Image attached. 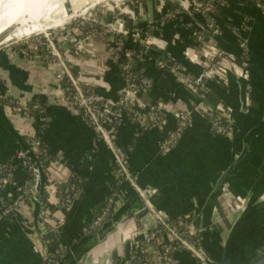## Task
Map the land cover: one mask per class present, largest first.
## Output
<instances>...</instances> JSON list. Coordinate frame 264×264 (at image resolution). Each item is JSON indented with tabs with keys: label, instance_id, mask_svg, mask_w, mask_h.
<instances>
[{
	"label": "crops",
	"instance_id": "crops-1",
	"mask_svg": "<svg viewBox=\"0 0 264 264\" xmlns=\"http://www.w3.org/2000/svg\"><path fill=\"white\" fill-rule=\"evenodd\" d=\"M132 2V6L128 4L135 11L137 24L142 27L153 23L152 35L164 53L184 64L191 75L201 74L219 49L235 55L233 61L219 60L214 77L203 82L212 108L222 104L226 109L231 132L223 135L213 131L207 117L193 112L176 143L167 153H161L162 135L173 127L178 111L194 106L197 92L179 75L158 69L152 59L146 58L140 65L150 83L145 99L161 102L162 122L147 128L123 116L114 147L125 157L127 169L138 183L150 190L158 209L170 217L191 210L196 216V227L204 211V243L213 253H219L242 208L251 206L238 227L235 243L243 241L255 253L264 248V0H220L212 14L207 13L208 19L203 14L186 12L166 21L161 17L167 10L178 4L191 7L192 0ZM209 18L213 19V27L201 31L200 26H206ZM195 30L201 32L199 45L190 35ZM31 37L23 42L30 56L21 53L15 44L0 46V97L15 99L21 105L37 100L41 106L23 116L1 98L0 104L14 130L25 138L38 132L47 146L51 157L44 186L48 195L45 209L50 215L48 227L60 229L67 216V211L57 206L58 186L70 177L83 179V195L66 222L71 235L76 236L83 232V223L91 219L92 204L110 188L114 187V195L117 189L121 191L116 204L129 193L127 185L121 183L123 178L116 181L112 150L94 133L81 111L64 102L60 89L64 65L56 57L44 59L42 49ZM84 50L80 55L65 54L73 72L82 84L91 85L102 96L115 97L123 87L117 58L111 56L104 42L95 39L87 40ZM242 101L247 105L245 110ZM244 143L247 148L243 158L212 193L218 177L238 157ZM21 149L22 142L0 116V161H11ZM25 170L15 166L3 195L12 198L16 186L24 183L26 187ZM31 206L26 195L15 210L0 217V264H37L39 240H55L60 246L58 240L44 239L36 232ZM59 218L63 219L61 224L57 222ZM42 220L46 226L43 217ZM142 226L133 218L126 219L115 235L92 250L81 264H114L135 238V228ZM175 255L178 264H199L187 251ZM126 264L132 263L128 260Z\"/></svg>",
	"mask_w": 264,
	"mask_h": 264
},
{
	"label": "built area",
	"instance_id": "built-area-1",
	"mask_svg": "<svg viewBox=\"0 0 264 264\" xmlns=\"http://www.w3.org/2000/svg\"><path fill=\"white\" fill-rule=\"evenodd\" d=\"M132 1L133 0H108L102 4L101 15H96V10L98 9H94V14H89L85 17L83 15L84 11L80 13L78 10L76 15H82L72 21L74 22L72 26L70 23L67 24L70 30L62 39L59 38L57 29H50L44 32L42 36H35V42L42 49L44 59L49 60L52 57H56L64 65L65 70L62 77H64L65 80L63 84L60 85L64 102L69 106L77 107L94 133L112 150L114 163L117 166L116 175L118 173H123L124 178L141 198L144 208L146 209V215H148L154 223H157L150 232H143V238L139 241L136 249L130 255L129 261L132 264H178V259L175 255L176 252L187 251L197 259L199 264H211L207 259L202 257L201 252L198 250L197 239L193 241L190 238L198 231L194 222L188 219L187 215H183L181 218L174 221L170 219L165 212L158 209L151 200L150 190L141 186L136 178L129 172L125 163V157L116 151L113 144L120 119L123 116L126 117L128 113L132 116V118H130V120L132 119L131 121L140 125L143 124L147 128L159 126L163 119V106L161 102L150 103L145 99L146 89L150 87L148 78L145 75L139 77L130 72L131 66L135 63L136 58L143 62L146 58L152 59L148 54L153 51L154 47L163 49L160 47L159 42L155 40L152 33H148L149 30L143 29L137 24L135 11L128 4L131 3L132 6ZM212 1L214 0H192L190 11L203 15L207 13L212 14L211 11L213 10L208 5L209 2ZM178 5L180 6L179 8L167 10L161 17V20H164V18L173 19L186 12L191 13L188 10L190 7H184L181 4ZM152 24L153 23H148L147 25L153 28ZM213 25V19L209 18L206 26L202 25L200 29L201 31H208ZM67 35L70 36L66 37ZM90 39L104 42L111 56L121 60L120 68L122 71L121 77L123 79V87L113 98H106L95 91L91 85L82 84V81L73 73L72 64L66 59L65 54L67 53L73 55L83 54L85 52L84 44ZM15 45L20 47L21 53L30 56L28 49L23 43H17ZM136 45H141V49L135 50ZM214 56H216V60L209 62L204 71L199 75H191L184 64L175 60L170 61L165 55H160L156 60L152 59L153 64L158 69L179 75L182 80L189 82L190 85L196 89L198 99L191 109L178 111L175 124L162 135L159 143V151L161 153H167L174 143H176L179 135L189 125L193 112L207 117L213 131L223 135L230 134L231 130L229 126L224 128L219 124L220 117L227 118L226 109L222 104H218V106L212 108L208 103L207 88L201 83V77L204 76L206 79H212L214 77L213 74L216 72L215 66L218 61L230 59L234 57V55L227 50L219 49ZM9 100L10 103L13 104V109L21 115L25 116L29 114V108L27 106L21 105L15 99ZM218 107L222 108L220 111L222 115L214 112V108ZM135 135H138L137 131ZM26 139L36 157L38 154L47 152L42 146L39 138L30 135V137H26ZM39 163L41 164L40 161ZM16 164L22 165L27 169L31 168L30 162L25 156L24 151L15 153L14 158L10 162L0 161V205L3 206L0 217L15 210L25 199L28 192L33 193L32 187L27 190L22 186H16V194L11 203L6 204L4 202L3 191L11 182ZM32 185L33 182L31 183V186ZM65 191H67L68 194L63 199L62 207L65 211H68L77 192L73 186L66 188ZM113 195L109 197L101 214L91 221L88 227H85L83 231L88 230L93 223L101 217L111 202ZM42 205L41 203V207ZM57 222L61 224L63 219L59 218ZM38 248H40L41 253L37 264H55L60 252L63 250L59 246L52 247L48 241L42 242L40 240Z\"/></svg>",
	"mask_w": 264,
	"mask_h": 264
},
{
	"label": "water",
	"instance_id": "water-1",
	"mask_svg": "<svg viewBox=\"0 0 264 264\" xmlns=\"http://www.w3.org/2000/svg\"><path fill=\"white\" fill-rule=\"evenodd\" d=\"M94 0L92 4L98 2ZM26 17V16H25ZM22 18L19 17L14 23H12L5 30L0 32V46L3 45L7 40V37L15 30L16 26L20 24ZM28 40V38H26ZM230 60H236V57L230 58ZM206 80L204 76L201 77V83ZM242 110L247 108L245 101H242ZM0 116L6 123V125L12 130L17 138L22 142V151L25 152V156L30 162V166L33 172V185L31 183L26 184V189L32 187L33 193L28 192L32 206L33 214V225L35 230L44 239H56L60 242V246L63 249L60 252L59 257L55 264H78L94 249L100 247L109 237L115 235L119 226L124 223L128 218H133L135 221L140 222L143 227L138 229L135 228L134 239L127 241V250L123 255H119L115 259L114 264H126L129 260L130 255L136 249L138 243L143 238V232H150L153 230L157 223H154L152 219L146 215V209L139 195L134 191L129 182L124 178L123 173L120 174L121 183L127 185L126 190L128 191V197L116 204L117 199L121 191L117 189V193L113 195L111 202L109 203L106 211L101 217L93 223V225L86 231L81 232L78 235H71L70 228L67 221L73 216L74 211L83 195V191H79L72 200L71 206L67 211V216L60 229H53L51 227L44 226L41 216V203L44 193V186L46 175L43 167L39 163L34 151L31 149L27 139L20 133L13 129V123L9 116L0 104ZM247 144L244 143L238 157L227 167L223 173L218 177L217 182L214 186L213 192L215 193L222 183L226 175L231 171L232 166L240 161L246 151ZM251 206L247 205L242 208L238 217L234 220L228 232L226 233L222 246L219 253H213L210 251L204 243V232L205 227V213L202 211L201 217L197 226V247L201 252L202 257L207 259L213 264H264V248L251 253L250 246L246 245L245 242L240 241L235 243L237 240L238 227L241 222L249 215ZM138 229V230H137Z\"/></svg>",
	"mask_w": 264,
	"mask_h": 264
},
{
	"label": "trees",
	"instance_id": "trees-1",
	"mask_svg": "<svg viewBox=\"0 0 264 264\" xmlns=\"http://www.w3.org/2000/svg\"><path fill=\"white\" fill-rule=\"evenodd\" d=\"M198 1V0H197ZM200 1V0H199ZM219 1L220 0H214V1H212V2H209V6L211 7V9L212 10H214L215 8H217V3H219ZM180 6L179 5H175L174 7H172L171 9H169V10H172V9H175V8H179ZM189 10V12H191L190 10H191V7L188 9ZM205 15V17H207V19H208V15L207 14H204ZM163 19V18H162ZM167 19H171V18H164V20L166 21ZM74 22H72L71 24H73ZM142 28L143 29H146V30H149L148 31V33H152V30L154 29V28H150L148 25H145V26H142ZM200 30H195V32L193 33V35L192 34H190L191 35V38L194 40V38H195V43L197 44V45H199L200 44V41L198 40V38L200 37ZM32 38V37H31ZM141 45H136L135 46V50H138V49H141ZM31 53V52H30ZM160 55H165L166 57H167V59H170V61H174L175 59H173V57H171V55L170 54H168V53H164V51L162 50V49H159V48H156V47H154L153 48V51L151 52V53H149L148 54V56L150 57V58H152L153 60H156V59H158L159 57H160ZM123 56H125V55H123ZM214 60H216V56H214L213 55V57L211 58V62L212 61H214ZM176 61V60H175ZM116 62H117V65H118V67H119V73H120V75H122V71H121V68H120V62H121V60L120 59H117L116 60ZM141 63H142V61L140 60V59H137L136 58V61H135V63L131 66V69H130V72L132 73V74H134V75H136V76H139V77H142V76H144V74H143V72H142V70H141V67H140V65H141ZM74 73V72H73ZM75 74V73H74ZM65 79H64V77H62V79H61V85L63 84V81H64ZM85 87V86H84ZM88 87V86H87ZM146 91H148V89H146ZM1 98V100L3 101V102H5L6 104H9V105H13L12 103H10V100L9 99H5V98H2V97H0ZM13 101H15V100H13ZM37 102V100H34L33 102H29V103H27L25 106H27L28 108H29V113H32L34 110H38V103H36ZM39 106H41V105H39ZM218 106V105H217ZM215 110H214V112H216V113H218L219 115H222L221 114V110H222V108H214ZM128 116V117H127ZM127 118L128 119H130V118H132V116H130L129 115V113L127 114ZM224 116V115H223ZM132 120V119H131ZM219 124L221 125V126H223L224 128H227L228 126H229V123H228V120H227V118H225V117H220L219 118ZM33 137H35V138H39L40 139V141H41V144H42V146L47 150V146H46V144L44 143V141L42 140V138H41V135L40 134H38V132L37 133H35V134H33L32 135ZM27 137H30V136H27ZM98 138V137H97ZM37 158L39 159V161L41 162V164H42V167L44 168V169H46V165H47V163L49 162V160H50V155L48 154V151L46 152V153H44V154H38L37 155ZM8 162H10V161H8ZM18 164V163H17ZM16 164V165H17ZM20 166H22V165H20ZM23 167V166H22ZM25 168V167H24ZM26 170H25V174H24V177H23V180H24V182H28V183H31L32 182V180H33V173H32V170H31V168L30 169H27V168H25ZM113 170H114V173H116V171H117V166L115 165V163H114V160H113ZM117 178V182L121 179V177H120V173H118L117 174V176H116ZM85 183H84V181H83V179L82 178H79V177H70L67 181H65V182H63V183H61L59 186H58V188H57V190H56V196H57V206L59 207V208H61L63 211H65L64 209H63V207H62V202H63V199H64V197L68 194L67 193V191H65V189L66 188H69L70 186H73V188L76 190V192L78 193L80 190H82L83 188H84V185ZM24 183H22V187H24ZM115 189H114V187L113 188H110L106 193H105V195L101 198V199H99V200H97L96 202H94L93 204H92V209H93V211H92V217H91V219L89 220V221H86V222H84L83 224V226H84V228L85 227H88V225L91 223V221H93L97 216H99L100 214H101V212H102V209L106 206V204H107V202H108V199H109V197H111L113 194H114V191ZM48 195H47V192H45L44 193V196H43V201H42V207H41V215H42V217H43V219H45V222H46V224H47V226H49V219H50V217H48V219H47V215L48 216H50L49 215V213H47V211H46V209H45V200H46V197H47ZM14 197V196H13ZM13 197L12 198H8V197H6L5 195H4V202L6 203V204H9V203H11V201H12V199H13ZM2 209H3V206L2 205H0V212L2 211ZM183 215H187L188 216V219H190V220H192L193 222L195 221V215H194V213H193V211H191V210H188V211H183V212H181V213H179L178 215H176L175 217H170L169 216V218L170 219H173L174 221L176 220V219H179V218H181ZM54 226V225H53ZM84 232V231H83ZM193 241H196V239H197V233L194 235V236H191L190 237ZM48 242L51 244V246L52 247H58L59 245L56 243V241L55 240H53V241H49L48 240ZM60 247V246H59Z\"/></svg>",
	"mask_w": 264,
	"mask_h": 264
},
{
	"label": "bare ground",
	"instance_id": "bare-ground-1",
	"mask_svg": "<svg viewBox=\"0 0 264 264\" xmlns=\"http://www.w3.org/2000/svg\"><path fill=\"white\" fill-rule=\"evenodd\" d=\"M64 2L65 0H0V32L21 17L20 24L6 40L10 43L16 42L20 37L23 38L35 31L43 30L35 33L38 34L49 28L61 26L72 19L78 10L80 13L84 11V8L76 6L77 10L67 13ZM60 11L64 12L62 16L59 15Z\"/></svg>",
	"mask_w": 264,
	"mask_h": 264
},
{
	"label": "rangeland",
	"instance_id": "rangeland-1",
	"mask_svg": "<svg viewBox=\"0 0 264 264\" xmlns=\"http://www.w3.org/2000/svg\"><path fill=\"white\" fill-rule=\"evenodd\" d=\"M71 1V2H70ZM93 1L94 0H65V2H64V8L66 9V11H67V13H71L72 11H74V10H77V9H75V7L77 6V7H79L80 9H82V8H84V16L85 17H87L89 14H94L95 12H94V9H98V10H96V15L97 14H102V4L104 3V2H106V1H108V0H99L98 2H96V3H94V4H92L93 3ZM92 4V5H91ZM69 6V7H68ZM94 7H96V8H94ZM99 7V8H98ZM86 10V11H85ZM98 11H99V13H98ZM63 13L64 12H62V11H60L59 12V15L61 14V16L63 15ZM82 14H80V15H75L72 19H70L68 22H66V23H64L63 25H61V26H57V27H52V28H49L48 30H50V29H57V31H58V36H59V38L60 39H62V37L64 36V35H66V34H68L69 32V30H70V27L67 25L68 23H70V25L72 26L73 24H71L72 23V21L74 20V19H76L77 17H80ZM46 30V29H45ZM39 31H43V30H38V31H35L34 33H31V34H29V35H27V36H25V37H20V39H18L16 42H12V43H9V42H5L3 45H5V46H7V45H10V44H17V43H19V44H22L23 42H24V40L26 39V38H29V37H31V36H33L32 38H35V36L37 37V35H43L44 34V32H42V33H38V34H35V33H37V32H39ZM47 31V30H46ZM45 31V32H46ZM61 33H60V32ZM68 36H70V35H67L66 37H68ZM8 39V38H7ZM13 40V39H12ZM33 41H35V40H33Z\"/></svg>",
	"mask_w": 264,
	"mask_h": 264
}]
</instances>
